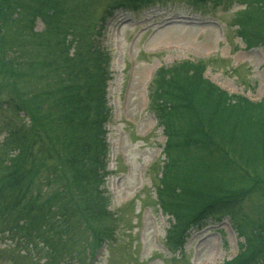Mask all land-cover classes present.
<instances>
[{"label":"rangeland","instance_id":"rangeland-1","mask_svg":"<svg viewBox=\"0 0 264 264\" xmlns=\"http://www.w3.org/2000/svg\"><path fill=\"white\" fill-rule=\"evenodd\" d=\"M7 1L0 20V39L7 45L5 55L10 60L24 57L13 66L22 75L14 88L25 105H20L16 112L9 103L3 105L12 92L9 86L0 87V141L5 139L6 119L14 120L19 135L24 138L23 150L33 148L34 154L31 160L17 155L16 168L31 179L28 192L30 196L35 193L40 200L41 211L47 212L49 206L54 208L58 204V201L53 203L58 190L68 188L69 200L63 202L67 203V212L72 205L73 215L70 221L60 222L57 231H47L57 240L53 245L58 251L51 252L57 258L54 261L59 264H224V259L238 255L244 239L236 232L237 224L231 214L221 210H213L210 217L205 215L202 226L185 229L180 239L174 241L176 245L166 241L171 218L153 200V184L160 185L156 177L165 160L162 148L165 134L153 115L155 107L152 103V109L148 105L149 82L158 66H176L185 60L202 61L199 74L220 88L247 95L252 100L262 97L264 25L251 26L250 14L264 17V0H156L153 3L130 0L129 7L113 12H107L113 0H65L59 5V26L72 29L66 34L59 33L61 40L71 41L76 32H82L86 41L107 55L104 86L107 118L103 128L108 159L99 173L102 182L95 195L84 191L88 185L79 180L73 182L71 178L72 169L78 167L69 164V157L77 156L80 161L89 158L88 152H82L85 146L81 144L80 132L76 131L79 118L67 114L72 117L70 122L58 124L59 116H68L53 105L60 103L56 98L67 102L66 95L45 96L46 88L50 90L67 81L65 73L54 69V65L41 64V60H46L48 48H40L34 34L42 32L46 24L40 15L32 17L35 5L32 0ZM244 19L252 27L250 35L257 37L255 44L244 43L237 33L236 22ZM253 28L262 30L256 32ZM20 33L28 46L20 51L12 50ZM48 36L53 42L55 36ZM73 45L74 41L69 51ZM50 48L57 52L53 46ZM38 64L42 67H37ZM29 111L43 131L35 144L32 139L37 134ZM221 145L228 151V157L232 155V159L247 167L252 178L242 176V180H237L238 171L245 174L246 171L234 170V182L230 185H208L201 192L205 194L195 192L194 199L202 195L203 201L209 202L231 197L237 213L250 219L249 226L253 224L255 233L249 239L254 241L264 219V155L258 153L255 144L248 151L243 148L242 154L232 153L227 142ZM4 152L0 153V166L10 162L8 158L17 151L5 148ZM235 197L240 198L234 201ZM45 201L51 202L45 205L46 209L42 205ZM188 204L184 206L187 208ZM3 215L0 213V217ZM8 217L4 221L0 218V264H51L48 257L52 256L46 257L43 241L25 245L11 234L8 226L13 215L10 213L9 220ZM165 241L170 249L165 247ZM60 246L65 248L60 250ZM237 259H231L233 264ZM255 264H264V258Z\"/></svg>","mask_w":264,"mask_h":264},{"label":"trees","instance_id":"trees-1","mask_svg":"<svg viewBox=\"0 0 264 264\" xmlns=\"http://www.w3.org/2000/svg\"><path fill=\"white\" fill-rule=\"evenodd\" d=\"M32 1L35 4L32 7V17L40 15L46 24V28L41 30L43 33L34 34L37 38L36 44L40 48H48L46 60H41V64L43 66L54 65V69L62 74L65 73L67 80L50 88L51 91L46 88L45 96L51 98L53 93L66 95L67 102L56 98L55 101L58 100L59 105H53L52 102L51 105L65 115L69 114L72 117L75 115L79 118L76 122V131L80 132L81 144L85 146L82 152L89 153V158H82L81 161L77 156L69 157V164L78 167L72 169L71 178H73V182L79 180L88 185L87 188H83L84 191L86 193L89 191L95 195L99 193L97 187L102 181L98 177L105 168L108 150L103 128L105 118H107V110L104 106L107 55L102 52L103 50L101 51L92 45L88 39L86 41L82 32H76L71 41L64 39L63 42L61 40L59 33L66 34L72 30L67 26H59L58 8L65 0ZM124 1L113 0L107 7V12L115 9ZM148 1L153 3L156 0H144V3ZM7 3V0H0V20ZM34 12H38V14H34ZM253 13L250 14L253 20L251 26L254 27L256 23L264 25V17H258V19ZM236 23L238 25L237 33L246 42L248 41L247 44L258 42L256 36L250 35L253 31L247 20H240ZM254 30L257 32L262 29ZM20 34V38L17 40H20L22 47L18 41H15L16 44L11 46L12 50L20 51L23 46H28V44H24L23 35ZM48 34H51V37L55 36L53 42H50ZM83 38L85 42H83ZM73 41V49L69 51ZM50 46L57 49V52H54ZM6 47V43L0 39V73H3L2 76L0 75V87L3 89L6 86L10 87L12 94H9L10 98L4 100L3 105L9 103L10 108L16 112L20 110V105L25 104L21 96H17L14 88L15 82L22 75L20 71L16 72L13 64H18V61L22 62L24 57L10 60V57L5 55ZM2 58L5 59L4 62ZM202 63V61L185 60L176 66H159L152 76L150 105L152 103L155 107L154 113L165 133L163 148L165 160L162 162L157 177L160 186L157 188L156 200L164 211L173 216L174 223L170 229L172 234L179 233L180 228L196 222L203 214L213 210L229 212L237 224L238 233L246 240L244 249L237 255L239 257H234V259L239 258L235 261L236 264H255L264 257V219L263 223L260 224L261 229L257 237L254 241L253 238L250 240L253 224L249 226L250 219L243 218L241 214L237 213L234 202L230 201L233 200L231 197H221L206 202L203 201L202 195L196 200L194 195L195 192L205 194L201 192L205 190L206 186L214 183L215 186L230 185L234 182V178H232L235 174L234 170L240 168H243L246 174L238 171L237 180H242V176L244 179L246 177L252 178L247 173L250 171L247 170L246 166L242 167L235 158L232 159V155L228 157V151L226 152L221 148V143L227 142L232 153L239 152L240 154L243 153V148L248 151L250 145L255 144L258 153L264 155V98L257 102H251L240 96L226 94L199 74L203 69ZM33 67L34 64H32V69ZM37 67H42V65L38 64ZM187 71L193 74H189ZM15 99L16 102H14ZM59 106H62L63 110L58 109ZM23 111L26 113V110ZM29 113L31 121H34L35 134L38 135L32 139L35 144L38 138L41 139L40 133L43 134V131L31 111ZM72 117L63 118L59 116L58 124H62L64 121L70 122L69 118ZM4 127L5 139L0 141V145H2L0 146L2 148L0 153L4 154L5 148L16 149L17 152L12 158H8L10 162L0 166V213L4 214L0 218L4 221L9 212V220L11 213L13 219L8 226L11 234H15L25 245L35 240L43 241L42 248L47 255L45 256H52L48 257L51 264H59L54 261L57 258L51 253L58 251L53 245V241L57 240L52 238L51 233L49 234L47 231L49 229L57 231L56 228L59 223L63 224L70 221V216L73 215L72 205L67 212V203L63 202L69 200L68 188L58 190L59 194L53 201V203L58 201V204L56 206L52 204L54 208L49 206L46 209L45 205H49L51 202H42L47 212L41 211L39 208L40 200L35 196V193L30 196L28 192L31 179L25 178L22 170L16 168L17 155H25L26 159L31 160L34 155L33 148L28 149V151L23 150L24 138L19 135V129L14 120L6 119ZM31 166L32 169L35 167L34 164ZM59 168L58 173L60 174ZM238 198L240 197H235L234 201ZM184 204L189 206L186 208ZM168 243L171 244L172 242L168 241ZM60 247L62 248L60 250L65 248ZM248 247L249 249L246 251ZM231 261H225L224 264H233Z\"/></svg>","mask_w":264,"mask_h":264}]
</instances>
